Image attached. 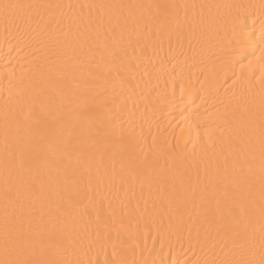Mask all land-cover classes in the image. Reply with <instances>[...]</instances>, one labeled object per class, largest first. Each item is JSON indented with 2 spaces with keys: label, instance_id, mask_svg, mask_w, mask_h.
I'll use <instances>...</instances> for the list:
<instances>
[{
  "label": "bare ground",
  "instance_id": "1",
  "mask_svg": "<svg viewBox=\"0 0 264 264\" xmlns=\"http://www.w3.org/2000/svg\"><path fill=\"white\" fill-rule=\"evenodd\" d=\"M5 3L25 7L7 23L0 8V259L7 209L27 251L58 264H259L264 0ZM173 3L189 6L178 22L150 7ZM238 16L240 57L226 43ZM54 116L58 138H30ZM233 225L252 233L247 249Z\"/></svg>",
  "mask_w": 264,
  "mask_h": 264
},
{
  "label": "snow or ice",
  "instance_id": "2",
  "mask_svg": "<svg viewBox=\"0 0 264 264\" xmlns=\"http://www.w3.org/2000/svg\"><path fill=\"white\" fill-rule=\"evenodd\" d=\"M25 6L20 4H11L5 3L0 5V8L3 9V16L5 22L7 23L9 19L14 20L17 16V10L23 9ZM27 7H34L33 5H28ZM71 7V6H69ZM150 7H155L158 14L160 10L164 9L163 15L165 18L174 17L178 22L180 17V10L187 9L188 5L182 4H166V5H154ZM187 15L185 11V16ZM243 20L238 16L228 22V29L226 32V43L227 47L231 50L233 56L240 57L243 56V50L249 47L250 38L244 34V29L242 27ZM261 43L264 44V30L261 33ZM261 57L264 58V48L260 49ZM237 63H242L241 60H237ZM37 127L32 130L30 133V138L35 137L39 142L49 144L53 138H58L65 127L64 121L59 117H52L50 120H37ZM261 174H262V200H264V126L261 128ZM81 147L79 138H77L76 143L67 144L64 146V154L69 163L71 162L72 153L77 151ZM39 153H28L26 158L21 160V168L29 167L31 168L33 161L37 158ZM73 175L78 173V170L73 168L71 169ZM25 190L33 193L42 192V185L40 184H29L25 186ZM18 196H14L11 193V190L5 189V199L6 201L12 202ZM70 204L72 202L70 201ZM73 207L77 205L72 204ZM21 216L18 218L19 221L23 222L24 217V207L20 205ZM229 214L233 217L237 223L239 222V217L245 214L243 207L237 205L235 200L232 202V206L228 209ZM31 214L30 212L28 213ZM261 220L264 221V203L261 204L260 208ZM14 218V222H15ZM9 217L6 209L5 213V238L3 244V258L0 259V264H58L57 261L48 258L45 253L43 246H41L39 254L34 250L29 253L26 249V244L28 247H31L28 243L27 234L24 232L23 228L10 230L8 228ZM250 223V221H249ZM15 231V235H13ZM231 234L233 237V244L239 246L241 249H247L248 245L252 239V233L248 232L246 229L241 231L236 225H233L231 228ZM59 238V234H55ZM261 248L264 249V227L261 228ZM222 264H256L254 259H241L239 261H224ZM259 264H264V252L261 253V258Z\"/></svg>",
  "mask_w": 264,
  "mask_h": 264
}]
</instances>
